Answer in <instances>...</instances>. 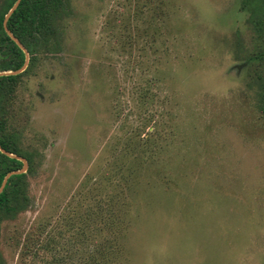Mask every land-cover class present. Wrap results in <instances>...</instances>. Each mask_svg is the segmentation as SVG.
<instances>
[{"label":"rangeland","instance_id":"1","mask_svg":"<svg viewBox=\"0 0 264 264\" xmlns=\"http://www.w3.org/2000/svg\"><path fill=\"white\" fill-rule=\"evenodd\" d=\"M242 7L69 0L57 46L1 110L33 165L26 208L0 223L5 264H264V120L240 61L259 44Z\"/></svg>","mask_w":264,"mask_h":264},{"label":"trees","instance_id":"2","mask_svg":"<svg viewBox=\"0 0 264 264\" xmlns=\"http://www.w3.org/2000/svg\"><path fill=\"white\" fill-rule=\"evenodd\" d=\"M16 0H0V72L19 70L25 61L24 52L6 34L2 22L4 16ZM243 7L249 10L248 24L250 25V40L259 44L252 51H245L241 67L244 70L246 87L253 92L258 116L264 120V0H243ZM242 7V8H243ZM69 9V0H20L17 8L7 20L6 28L26 49L29 60L25 71L33 66L40 51L57 46V26ZM45 51V50H44ZM48 51V50H47ZM23 71V72H25ZM18 75L0 77V115L5 97L11 95ZM147 92L141 93L144 99ZM139 136V134H138ZM134 138H138L135 137ZM129 140L133 141L128 137ZM134 144L144 149L142 141L135 140ZM130 144V143H129ZM128 146V145H127ZM126 146V149L128 147ZM0 147L9 154L24 158L28 164L27 172L31 169L32 159L27 153L16 147L11 135H6L4 121L0 116ZM23 164L20 160L4 155L0 152V186L4 177L13 171H18ZM25 173L8 177L0 192V223L11 219L16 213L24 210L28 204ZM104 250L98 253H103ZM93 257V256H92ZM96 258V257H94ZM95 259H93V263ZM0 264H5L0 255Z\"/></svg>","mask_w":264,"mask_h":264},{"label":"water","instance_id":"3","mask_svg":"<svg viewBox=\"0 0 264 264\" xmlns=\"http://www.w3.org/2000/svg\"><path fill=\"white\" fill-rule=\"evenodd\" d=\"M19 2H20V0H16V1H15V3L13 4V6L9 9V11L7 12V14L4 16V19H3L2 24H3V28H4L5 32H6V34H7V35L11 38V40H12L13 42H15L16 45H17V46H18V47L24 52V54H25V61H24L23 66H22L19 70H16V71H3V72H0V77H1V76H8V75H12V76H14V75H18V74H20L21 72H23V71L25 70V68L27 67V64H28L29 55H28L26 49H25V48L19 43V41H18V40H17V39H16V38H15V37H14V36L8 31V29L6 28L7 20H8V18L10 17V15L13 13V11L17 8ZM0 152L3 153V154L6 155V156H9V157H12V158H15V159L20 160V161L22 162V164H23V166H22V168H21L20 170L10 172V173H8V174L4 177V179H3L2 183H1V186H0V192H1V190L3 189V187H4V185H5V183H6V181H7V179H8L9 176H11V175H15V174H20V173H25V172H26V170H27V162H26V160H24V159H22V158H20V157L12 156L11 154H9V153H7L5 150H3L1 147H0Z\"/></svg>","mask_w":264,"mask_h":264},{"label":"flooded vegetation","instance_id":"4","mask_svg":"<svg viewBox=\"0 0 264 264\" xmlns=\"http://www.w3.org/2000/svg\"><path fill=\"white\" fill-rule=\"evenodd\" d=\"M3 25V24H2Z\"/></svg>","mask_w":264,"mask_h":264}]
</instances>
